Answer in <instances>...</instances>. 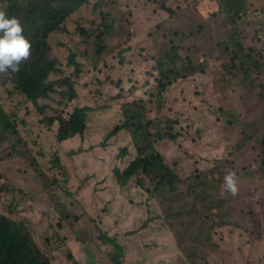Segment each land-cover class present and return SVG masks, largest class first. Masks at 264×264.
<instances>
[{"label":"rangeland","instance_id":"obj_1","mask_svg":"<svg viewBox=\"0 0 264 264\" xmlns=\"http://www.w3.org/2000/svg\"><path fill=\"white\" fill-rule=\"evenodd\" d=\"M217 1L226 5L229 1L238 3L248 14L227 18L214 10L218 9ZM2 5L0 0V10ZM263 6L246 0L125 1L116 10L124 11L125 25L110 39L109 46L117 45L122 39L134 51L125 54L123 64L117 51L107 52L112 63L102 60L92 74L81 76L78 82L80 94L90 91L94 94V87H102L104 94L114 95V80L120 77L128 89L131 84L127 73L133 71L141 79L154 63L149 54L158 51V46H177L182 57L195 58L197 65L200 59L205 60L206 73L180 79L165 93L166 108L159 121L166 138L157 148L170 165L178 164L183 179L196 169L205 171L222 164L236 173L238 190L234 195L226 191L223 181L218 191L219 213L224 216L229 210L226 224H219L216 216L208 215L202 203L187 205L190 211L186 222L173 230L179 247L187 255V258L178 257V264H238L249 253V260L264 264V108L254 98L242 101V120L260 127V131L256 139L254 128L255 135L247 138L250 142L239 149L238 142L244 139L246 129L227 117L235 112L241 96L238 92L231 93L229 88L222 93L214 92L216 79L210 73L214 63L218 62L219 66L234 53L230 37L264 56ZM89 16L94 18V0L67 19L65 30L51 34V45L61 61L58 67L65 75L69 74L66 64L71 54L94 63L92 54L98 49L94 30L87 34L83 31ZM134 25L138 26L133 33ZM61 76V73L53 74L51 79ZM154 81L155 78H150L149 86L139 90L137 96L148 98ZM99 96H92L91 100L97 103L105 97ZM0 110L14 114L18 123L16 135L20 137L14 144V137L0 143V179L13 188L12 193H0V212L25 221L36 243L50 255L52 264H114L116 245L101 242L99 236L104 229L117 227L112 225L116 216L101 209L103 226L94 220L91 190L82 184V174L77 170V176H67L54 165L57 156L64 162L69 158L57 141L56 129L44 123L32 105L15 91L7 73L0 74ZM34 159L38 166L33 164ZM54 180L59 183L53 185ZM144 188L136 178L130 180L117 209L136 210ZM161 201L162 198L155 201L153 213L164 208ZM170 210L171 206L166 208L167 213ZM123 232L117 237L115 232L111 233L110 237L127 246V264H140L138 252L144 250V243L125 240ZM254 242L256 250L252 252Z\"/></svg>","mask_w":264,"mask_h":264},{"label":"trees","instance_id":"obj_2","mask_svg":"<svg viewBox=\"0 0 264 264\" xmlns=\"http://www.w3.org/2000/svg\"><path fill=\"white\" fill-rule=\"evenodd\" d=\"M92 1L2 0V10L18 17L24 35L31 42L30 55L21 62L20 70L7 74L15 91L32 105L44 123L56 129L57 141L69 158L68 162H64L57 156L53 160L54 165L67 176H77V170L82 174V184L91 190L94 220L100 226L103 224L101 209L116 216L112 225L117 227L104 229L99 236L101 242L116 245L117 256L112 259L114 264H127V246L110 237L114 232L117 237L122 230L125 240H141L144 243V250L138 252L140 264H178V257L187 258V255L179 247V239L173 230L186 222L185 217L190 211L187 205L202 203L203 209L208 211V215L216 216L219 224L228 218L229 213L228 210L224 216L221 215L216 201L226 170L222 164L205 171L196 169L195 173L183 179L178 164L170 165L157 148L166 138L159 121L166 108L165 93L180 79L206 73L205 60L200 59L197 65L195 58L182 57L177 46H158V51L149 54L154 63L150 70L143 72L141 79L133 71L127 73L130 88L126 89L124 78L120 77L114 80V95L107 96L102 87H94V94L91 91L80 94L78 82L81 76L92 74L102 60L112 63L107 52L117 51L120 64H123L125 54L134 51L122 39L117 45L109 46L110 39L125 25L124 11L117 13L116 10L129 0H94V18L86 17L88 26L83 28L86 34L94 30V44L98 47L94 56L92 54L94 63L74 53L68 57L66 64L69 74L65 75L64 70L58 67L61 61L51 45V34L65 30L67 19ZM217 5L218 9H213L227 18H241L248 14L238 3L229 1L226 5L219 1L215 7ZM230 39L234 53L221 61L219 66L218 62L214 63L215 68L210 73L216 79L212 88L214 92L218 90L222 93L229 88L231 93L238 92L241 96L235 105V112L227 118L246 129L244 139L237 146L242 149L250 142L247 138L255 135L254 128L256 139L260 131V127L242 120L240 106L245 98H254L260 100L259 107L264 108V56L244 47L236 38ZM58 73L62 76L51 79L53 74ZM148 73L151 75L148 76ZM150 78H155V81L149 97L137 96L139 90L149 86ZM99 94V97H105L99 98L98 104L94 103L91 97ZM262 118L264 120V115ZM17 125L12 112L0 110V143L12 137L15 138L12 144L19 141ZM33 164L38 166L35 159ZM133 178L142 188L145 182L148 183V187L143 189L142 199L137 201L136 210L117 209L120 198L124 197L123 189ZM58 183L54 180L52 184ZM9 192L12 193L13 188L0 179V193ZM158 198H162L159 203L164 208H158L159 211L153 213ZM169 206L171 210L167 213ZM121 221H124L123 225ZM138 234L143 236L139 238ZM254 243L252 252L256 250ZM244 256L242 264H256L249 260L250 253ZM0 264L52 263L50 255L34 240L25 221L0 212Z\"/></svg>","mask_w":264,"mask_h":264},{"label":"clouds","instance_id":"obj_3","mask_svg":"<svg viewBox=\"0 0 264 264\" xmlns=\"http://www.w3.org/2000/svg\"><path fill=\"white\" fill-rule=\"evenodd\" d=\"M31 42L24 35L23 25L18 17L0 10V74L16 73L21 62L30 55ZM223 187L233 195L238 190V177L232 170H225Z\"/></svg>","mask_w":264,"mask_h":264},{"label":"crops","instance_id":"obj_4","mask_svg":"<svg viewBox=\"0 0 264 264\" xmlns=\"http://www.w3.org/2000/svg\"><path fill=\"white\" fill-rule=\"evenodd\" d=\"M247 2H249L250 4H253L254 2H256V6L257 5H263L264 4V0H254V1H251V0H246ZM262 1V2H261ZM238 264H242V263H238ZM253 264V263H252Z\"/></svg>","mask_w":264,"mask_h":264}]
</instances>
